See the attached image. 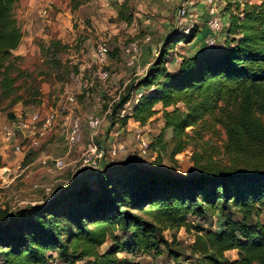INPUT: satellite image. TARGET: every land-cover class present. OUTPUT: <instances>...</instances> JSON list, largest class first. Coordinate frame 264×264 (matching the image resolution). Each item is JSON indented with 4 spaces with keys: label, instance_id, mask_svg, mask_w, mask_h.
<instances>
[{
    "label": "trees",
    "instance_id": "trees-1",
    "mask_svg": "<svg viewBox=\"0 0 264 264\" xmlns=\"http://www.w3.org/2000/svg\"><path fill=\"white\" fill-rule=\"evenodd\" d=\"M18 1L0 0V99L12 103L21 98L16 82L25 76L22 57L13 53L23 37L14 15ZM239 6L237 14L222 18L221 44L208 45L205 38L202 47L180 57L173 71L165 66L170 48L192 42L198 29L167 34L145 75L128 86L111 112L112 121L118 117L125 124L131 117L143 125L160 103L163 127L149 145L164 149V132L170 129L171 155L219 124L228 163L194 152L189 174L161 170L159 162L76 172L44 200L0 210V264H46L51 251L67 264L87 257L85 264H140L118 254H159L160 246L174 264H183L179 248L163 231L189 230L191 218L213 216L214 230L191 225L204 231L191 245L201 254L194 264H264V0H243ZM64 47L60 40L49 46L53 56ZM30 90L34 98L38 91ZM132 93L139 97L131 114L119 118ZM231 250L238 256L227 260Z\"/></svg>",
    "mask_w": 264,
    "mask_h": 264
},
{
    "label": "rangeland",
    "instance_id": "rangeland-1",
    "mask_svg": "<svg viewBox=\"0 0 264 264\" xmlns=\"http://www.w3.org/2000/svg\"><path fill=\"white\" fill-rule=\"evenodd\" d=\"M241 2L243 0H223L218 9L221 19L237 14L242 8H237ZM181 5L186 6L187 14L184 16L178 13ZM14 15L23 37L13 53L22 57L19 66L25 76L16 82L19 86L17 94L21 97L19 101L12 103L11 99H0V173L4 166L11 170L14 158L18 157L12 147H4L1 142V128L9 126L10 114L17 116L38 109L42 112L52 109L58 113V125L39 148L24 157L23 171L15 180L7 186H2L0 182V210H14L37 203L60 189L76 174L75 160L92 143L104 149L102 168L132 162L153 167L159 162L161 170L189 174L194 172V152L204 158L211 155L221 163H228L223 152L225 134L219 124L210 125L211 129L201 138L188 139L184 149L171 155L175 141L170 129L164 132V149L149 145L163 127L160 103L154 106L156 113L143 125L131 117L125 124H121L116 119L118 117H114L115 121L111 119L112 104L125 94L130 84L135 85L145 75L167 34L175 30L187 33L193 27L198 29L192 42H182L170 48L171 55L165 64L170 71L175 70L182 55L203 46V40L211 34L207 24L210 14L205 0H19ZM211 35L214 42L221 44L226 36L225 27ZM52 40H60L65 45L54 56L49 48ZM101 43L109 51L105 64L97 63L94 56L97 44ZM102 71L109 74L106 80L99 78ZM30 88L38 91L34 98H31ZM66 92L73 95L74 101L65 99ZM138 97V93L131 94L122 108L123 115H120L122 109L118 112L119 118L131 114ZM89 114L101 119L95 135L86 124ZM65 116L78 118L81 124V140L70 148L61 136V122ZM143 143L147 144L145 150ZM62 147L68 149L66 155L58 153L57 149ZM41 156L62 157L65 166L60 170L47 171L37 161ZM34 184L39 187L34 188ZM42 184L49 186V192H45ZM260 219L264 221V214ZM189 224L203 230L217 227L215 216L191 218ZM191 225L189 230L181 228L162 233L172 245H177L181 253L179 261L183 264H194L201 256L191 250V245L204 231L198 232ZM116 234L121 233L117 231ZM108 244L101 246L99 251ZM172 248L176 249L175 246ZM160 250L159 254L135 252L129 255L122 252L118 256L130 257L140 264H174V258L168 255L166 248L160 246ZM237 252L227 251L226 259L237 258ZM50 254L52 259L46 264H67L59 259L56 251ZM87 260L88 257L74 264H85Z\"/></svg>",
    "mask_w": 264,
    "mask_h": 264
},
{
    "label": "built area",
    "instance_id": "built-area-1",
    "mask_svg": "<svg viewBox=\"0 0 264 264\" xmlns=\"http://www.w3.org/2000/svg\"><path fill=\"white\" fill-rule=\"evenodd\" d=\"M209 11L208 27L212 33L217 32L222 28V19L219 16V6L223 0H205ZM217 3L219 5H217ZM45 13V10L43 11ZM178 13L182 16L186 15V6L181 5ZM214 37L211 35L206 39V43L211 45L214 43ZM95 60L99 64H105L108 56V48L104 43L97 44L95 49ZM109 77L107 71L99 73V78L106 80ZM65 99L69 102L74 101L73 95L66 92ZM124 110H121L120 115H123ZM87 127L95 135L101 125V119L98 116L89 114L86 116ZM58 125V113L54 110L38 109L33 112L21 113L11 119L8 125H3L1 128V142L4 147H12L13 153L20 158H24L29 152H33L40 147L41 142L47 139L48 135ZM61 136L64 144L67 147H72L81 140V124L78 118L70 119L65 116L61 122ZM144 144V143H143ZM147 144H144V150ZM143 150V152H144ZM114 153V152H113ZM105 155L104 149L101 146H96L94 143L90 145L80 157L74 162V172L80 173L86 169H100L102 160ZM40 165L47 171L64 168L65 162L62 157L41 156L37 159ZM0 173V182L2 186H7L23 171L18 167V171L11 172L7 167H2ZM6 182V184H5ZM34 188L39 187L33 185ZM45 192H49V186L42 184Z\"/></svg>",
    "mask_w": 264,
    "mask_h": 264
},
{
    "label": "crops",
    "instance_id": "crops-1",
    "mask_svg": "<svg viewBox=\"0 0 264 264\" xmlns=\"http://www.w3.org/2000/svg\"><path fill=\"white\" fill-rule=\"evenodd\" d=\"M58 153H61V154H64L66 155V153L68 152V149H64L62 147V149L60 150L59 148L57 149ZM62 151V152H60ZM67 151V152H66ZM31 153L27 154L25 157H27L28 155H30ZM14 165H13V168L11 169V172H14V171H18V167H21L23 161H24V158H20L19 156L18 157H15L14 158Z\"/></svg>",
    "mask_w": 264,
    "mask_h": 264
}]
</instances>
